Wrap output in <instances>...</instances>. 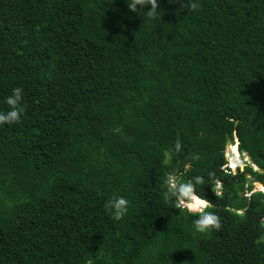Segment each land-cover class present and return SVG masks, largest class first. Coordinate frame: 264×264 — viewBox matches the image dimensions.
Returning a JSON list of instances; mask_svg holds the SVG:
<instances>
[{
	"label": "trees",
	"instance_id": "1",
	"mask_svg": "<svg viewBox=\"0 0 264 264\" xmlns=\"http://www.w3.org/2000/svg\"><path fill=\"white\" fill-rule=\"evenodd\" d=\"M158 4L0 0V112L15 87L24 108L0 124V264H264V0ZM233 139L255 169L225 167ZM171 177L202 178L218 231Z\"/></svg>",
	"mask_w": 264,
	"mask_h": 264
},
{
	"label": "clouds",
	"instance_id": "2",
	"mask_svg": "<svg viewBox=\"0 0 264 264\" xmlns=\"http://www.w3.org/2000/svg\"><path fill=\"white\" fill-rule=\"evenodd\" d=\"M126 2L129 11L134 13L138 12L137 6H141V8L144 6H150L148 7V10L144 12L145 15L153 19L156 17L159 8L158 0H126ZM185 4L186 3H182L181 7L185 8ZM188 7L195 11L199 5L193 2L189 3ZM22 92V88L15 87L12 89L11 95L6 97L4 102L8 106L9 110L7 112H0V124H13L20 122L21 114L24 112V108L21 107ZM236 144L234 146L231 145L230 147H235V150L237 151ZM177 147H179V144H177ZM225 167L228 170L233 171L238 166H230L226 162ZM193 180L188 182H179L176 177H171L167 182L168 190L164 193V199L168 201L175 198L176 207L178 209H184L188 213L196 216L193 221L195 231L199 233H205L212 229L218 231L222 227L220 218L213 212L207 211L208 208L212 207L210 201L206 198L198 196L195 193V184L203 183V180L201 177H194ZM216 186H218V184H216ZM128 205L129 201L127 199L123 197H116L109 200L105 207L110 211L112 218L119 221L123 219L127 213Z\"/></svg>",
	"mask_w": 264,
	"mask_h": 264
},
{
	"label": "rangeland",
	"instance_id": "3",
	"mask_svg": "<svg viewBox=\"0 0 264 264\" xmlns=\"http://www.w3.org/2000/svg\"><path fill=\"white\" fill-rule=\"evenodd\" d=\"M236 140L233 139L231 144L226 145L225 149H224V157L226 162L231 166H238L241 167V169L244 166V163H249L247 156H245L244 154H240V153H236V156L233 154V147H230L231 145H235L236 144ZM231 152V154H230ZM248 165H250L252 167V169H255V166H253L251 163H249ZM239 168V170H241ZM234 171V170H233ZM247 180L250 181V178L247 176ZM261 185V184H260ZM251 186L253 187V189L251 191H255V190H262L264 191V189H261V186L252 183ZM264 187V186H263ZM216 188H218V186H216Z\"/></svg>",
	"mask_w": 264,
	"mask_h": 264
},
{
	"label": "bare ground",
	"instance_id": "4",
	"mask_svg": "<svg viewBox=\"0 0 264 264\" xmlns=\"http://www.w3.org/2000/svg\"><path fill=\"white\" fill-rule=\"evenodd\" d=\"M234 149H235V147H234ZM234 149H233V150H234ZM236 153H237V151L234 150V151H233V154L235 155ZM261 189H263V188L261 187Z\"/></svg>",
	"mask_w": 264,
	"mask_h": 264
},
{
	"label": "water",
	"instance_id": "5",
	"mask_svg": "<svg viewBox=\"0 0 264 264\" xmlns=\"http://www.w3.org/2000/svg\"><path fill=\"white\" fill-rule=\"evenodd\" d=\"M240 169H241V167H239ZM255 183H258L259 184V182H255ZM262 192H264V191H262Z\"/></svg>",
	"mask_w": 264,
	"mask_h": 264
}]
</instances>
